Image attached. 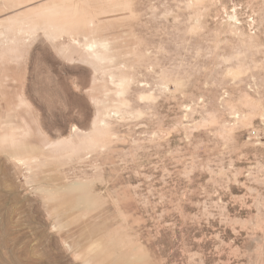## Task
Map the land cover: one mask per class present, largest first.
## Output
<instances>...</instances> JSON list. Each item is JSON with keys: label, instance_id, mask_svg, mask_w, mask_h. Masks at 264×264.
I'll list each match as a JSON object with an SVG mask.
<instances>
[{"label": "rangeland", "instance_id": "obj_1", "mask_svg": "<svg viewBox=\"0 0 264 264\" xmlns=\"http://www.w3.org/2000/svg\"><path fill=\"white\" fill-rule=\"evenodd\" d=\"M0 264H264V0H0Z\"/></svg>", "mask_w": 264, "mask_h": 264}]
</instances>
